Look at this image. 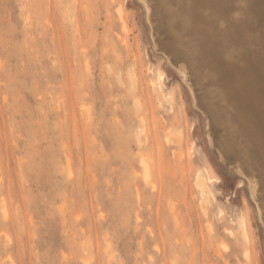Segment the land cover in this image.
I'll use <instances>...</instances> for the list:
<instances>
[{
  "label": "rangeland",
  "instance_id": "1",
  "mask_svg": "<svg viewBox=\"0 0 264 264\" xmlns=\"http://www.w3.org/2000/svg\"><path fill=\"white\" fill-rule=\"evenodd\" d=\"M80 1L0 0V264H151L149 258L156 260L154 264H264L263 234L247 187L238 185L242 177L220 160L216 147L209 145L205 114L192 104L181 74L165 61L161 46L159 51L153 48L142 4L121 0L126 8L125 26L128 24L123 32L115 13L118 0H93L99 2L95 3L98 9L92 0ZM92 6L100 14L92 12ZM104 8L112 18L102 16L106 14ZM83 19L87 22H80ZM86 23L92 29L88 25L84 36V27H80ZM77 29L83 33H78V40ZM117 33L123 34L119 39L129 41L128 50L116 38ZM256 39L263 41L259 35ZM133 54L139 64L133 67L137 84L129 81L132 78L128 75L136 58ZM156 67L164 79L158 82L161 88L153 91L149 80L155 78ZM130 85L139 90L133 92ZM169 90L172 98L167 101L163 95ZM136 104L141 109H136ZM145 108L153 114L149 116ZM148 116L156 118L152 121ZM149 121L157 122L153 124L157 134ZM175 123H181L184 131L186 128L187 140L180 142L184 149L177 148L178 140L167 142L171 143L168 148L164 146V129L176 130ZM138 134L144 138L140 142ZM153 135L161 136L158 141L163 155L167 153L162 160L166 166L156 158L160 144L152 145L149 139H157ZM137 141L144 150L138 149ZM172 143L184 155L182 165L187 161L185 153L193 156L192 167H186L185 173L180 172L176 161L169 160L173 159V151L168 152L175 147ZM146 144L152 145V150ZM176 149L172 150L178 152ZM139 150L155 151L156 157L150 153L153 161L158 159L163 166L158 162L154 165L146 153L155 166L153 183L161 176L154 183L161 197L135 176ZM205 157L216 170L213 174L220 178L213 188L215 199L205 214L201 212L207 217L198 215L201 209L192 186L194 169L202 168ZM160 180L168 190L163 191ZM244 198L250 211L244 210ZM3 205L6 213L2 212ZM169 211H174L173 218ZM241 212L247 213L250 223L248 260L236 229L235 218ZM175 217H181L177 223ZM205 222L211 223V233Z\"/></svg>",
  "mask_w": 264,
  "mask_h": 264
},
{
  "label": "bare ground",
  "instance_id": "2",
  "mask_svg": "<svg viewBox=\"0 0 264 264\" xmlns=\"http://www.w3.org/2000/svg\"><path fill=\"white\" fill-rule=\"evenodd\" d=\"M138 1L142 4V7L144 8L145 23H146L147 28H148L150 39L153 42V45H152L153 48L155 50L159 51L160 50L159 47L161 46L164 49L165 54H166L165 55L166 57H164L165 61L168 64H171L181 74L183 82L188 87V90H189V93L191 96V100H192V104L195 106V108L199 107V109H201L205 114L204 115L205 120H206V122H205V133H206V137H207V141H208L209 145L213 148L216 147L219 151L220 160L222 162L226 163L228 166L232 167L235 170V172L240 177H242L239 180L238 185L242 186V187H244L246 185V187H247V190L249 192V196H250V198H251V200L254 203L255 208H256L257 216H258V219H259V222L261 225V230H262L263 239H264V0H138ZM78 2H79V0H78ZM92 2H93V0H92ZM97 2L98 1L93 2L94 3L93 6L97 5V4H95ZM80 3H82V0L80 1ZM88 3H86V4H88ZM101 4H103V2ZM117 5H118V7H117V9L115 8L116 9L115 13H117L119 21L121 22V27L123 29V32H125L127 30V28H125V27L128 25V24H126V26H125L126 21H124V18L126 17V15H124V14H126V13H124V10L126 8L124 7L125 5H124L123 1H121V0H118ZM93 6H92L91 10L94 9ZM111 6H113V5H111ZM94 7L97 8L98 5L94 6ZM96 8H95V10L98 12L99 10H97L98 8L97 9ZM105 8H104L103 12L105 11ZM87 10H89L91 12V10L89 8ZM107 10H108V8H106V11ZM106 11H105L106 14H102L103 12L101 14H102V16L104 15V17H105V15H107L105 17L107 20L108 19L107 17L110 18L111 15L109 14L110 12L107 13ZM92 12H94V11L92 10ZM94 13H92V15ZM108 14L110 16H108ZM77 17H79V16H77ZM89 17H91V16H89ZM84 18L86 20L87 17H84ZM91 18L94 19V16ZM77 20H79V19L77 18ZM85 20L83 19V21H80V22H82V23L87 22ZM103 20H104V18H103ZM125 20H127V18ZM75 21L73 20V23H76ZM91 21H93V20L88 21V22H90V25H91ZM79 24L80 23L77 22V25H79ZM83 25L84 26H82L80 28L84 27L85 32H83V33H84V36H86L85 35V33H86L85 28L89 25V23L88 24L86 23V26H85V24H83ZM90 25L88 26L89 29L94 25V23H92L91 27H90ZM108 25H107V27H108L107 30L110 28V25L109 26ZM75 26H76V24H74V29H75ZM94 27H95V25H94ZM75 31H74V33H75ZM78 33H79V31L77 29V34ZM81 33H79V34H81ZM91 33H93V32H91ZM79 34L78 35L75 34V37L79 36ZM107 34H108V32H107ZM109 34H111V33L109 32ZM119 35L122 36L123 34L120 33V34H118V36L116 35V38L118 37V39H119L120 38ZM127 35H126V37H127ZM258 35L263 38L262 42H257L256 36H258ZM80 36L78 38H75V39L78 40L80 38ZM111 37H112V35H111ZM119 40H121L120 44L122 46L124 44V47H126L125 49L128 50L127 42L129 43V41H127V39L125 37L121 38ZM107 44H109V43H107ZM112 45H114V44H111V47H112L111 49L116 50L115 48H113ZM127 50H124L125 54L128 52ZM112 52H114V51H112ZM133 55H132V58H134ZM134 56L136 57V55H134ZM117 57H119V56H117ZM133 60H132L133 62H131L132 65L130 64L132 66V69L129 68L130 71H129V73L127 71V73H128V75L130 74L129 76L132 78L131 80L129 78V81H133V83H136L137 79H134V77H135V75H136L135 73L137 71L135 72L134 70L136 68L134 69L133 67L135 64H137V62H136L137 57L134 58ZM138 65L139 64H137V66ZM137 69L139 70V68H137ZM148 69H150V67ZM139 79L140 78H138V81H139ZM161 79H164V77L162 75V71H160L159 67H156L155 78L149 80V86L151 87V89L153 91H157V89L159 90L161 88L160 85L158 84V82ZM134 80H136V82H134ZM130 84H132V82ZM133 86H131V87L133 88ZM133 89H134L133 92H135L137 90V89L135 90V88H133ZM135 93L133 95H135ZM138 95L137 96L135 95V96L138 98ZM163 97L165 100L170 101V99L172 98V91H170V90L167 91L166 93H164ZM136 99H133V100H136ZM136 103H139V101L136 100ZM158 104H161V103L158 102ZM181 104L183 105V102ZM136 106H137V104H136ZM168 106H170V108H171L170 104ZM140 107H141V103H140ZM140 107H138L136 109H141ZM148 107L151 109V107L149 105H148ZM145 109L147 110V108H145ZM83 110H85V109H83ZM167 110H169V109H167ZM147 111L150 113L149 116H151V113H152L151 110L150 111L147 110ZM138 112H142V111L140 110ZM145 114L146 113H144V117H145ZM173 114H174V112H173ZM175 114H177V113H175ZM175 114L173 117H175ZM181 114L182 113H180V115ZM85 115H87V114H85ZM152 117L156 118L155 116H152ZM152 117H151V119L149 117V119L152 120L153 119ZM177 117H178V115H177ZM180 117H182V116H180ZM137 118L140 121V117L138 116ZM186 118H187V116H186ZM152 121H154V119ZM149 122H151V121H149ZM140 123H138L139 124L138 126H140ZM155 123H157V122H153V123L151 122L152 127H153V124H155ZM172 123H174V121ZM181 123H182V121H181ZM181 123H180V126L179 125L177 126L175 123V125L177 126L176 130H174L172 128L173 131H171L170 127H168L169 129L168 128H166V130L164 129V138H162V139H164L166 142L164 145L165 147L168 148V146H170L171 143L168 144L169 142L175 143V141L178 140V144L176 146H178V145L179 146L177 148H179V150H180V148H183L181 141H186L187 136H186V128H185V131L182 130L183 127L181 128V125L183 123L182 124ZM142 125L143 126L145 125L144 120H143ZM138 126H137V128H138ZM159 126H161V125L159 124ZM159 126L157 128H159ZM170 126H172V125H170ZM178 127H180V129ZM184 127H185V125H184ZM153 128H155V127H153ZM141 131H142L141 136L143 137V135H145V137H146L145 139L147 140V136H146L147 134H143V130H141ZM144 131H145V129H144ZM137 133L134 135L135 137H136ZM145 133H146V131H145ZM155 133L157 134V129H156ZM151 134L152 133L149 134V137H152ZM159 135H160V133H159ZM141 136L139 135V138H138L139 142H140V140L144 139V138L142 139ZM153 137H154V135H153ZM155 137L157 138L155 140L153 138L152 139L148 138L149 140L152 141V145H154V143L156 145L159 137H161V136L158 137L155 135ZM160 139H159V141H160ZM159 141H158V143L160 144L161 141L160 142ZM149 143H151V142L148 141V144ZM174 143H172V144H174ZM148 144H146V145L148 146ZM161 144L157 147L155 146L156 149L158 150V151L156 150L158 152L156 154V155H158L157 157L155 156V153H154L155 151H151L153 148V147H151L152 145L150 146L151 152L150 151H149V153L146 152L149 155H150V153L151 154L154 153V156L161 160L160 162H162V160L164 161L165 155L167 156V153L163 155V153H165V152H163ZM166 144H167V146H166ZM136 145H137L138 149H143V147H144V145H143V147L140 148L138 146V145H140V143L136 144ZM146 145H145V147H146ZM141 146H142V144H141ZM174 146H175V144H174ZM176 146L173 148L176 149ZM148 147L145 149V151L148 150ZM150 147H149V149H150ZM173 148L170 149L171 151H168L170 153H172V151H173V153H172L173 159L170 158L169 160L176 161L177 166L180 167V169H181L180 172L185 173V171L192 165V157L193 156H190L189 152L186 151L187 153H185L186 154L185 156L187 157L186 158L187 161H186V163L184 162L185 163L184 165H182L181 163L183 162L182 161L183 159L181 156H184L181 153L182 151L180 152L178 149H176V150H178V152H176V151L172 150ZM185 148H187V147H185ZM165 150H166V148H165ZM167 150H166V152H167ZM141 151L142 150H139V152H141ZM145 151H144V153H145ZM144 153L142 151L140 153V156H139V154H137L139 156L138 157L139 158L138 159L139 170H137V171L134 170L136 172L135 176H138L139 178H141L142 182L145 185L149 186L148 184H150L152 191L155 190L157 192L158 189L157 190L155 189L157 187V185L154 183L157 182L161 176L159 177V175H158L157 181H156L157 178H154L155 181L153 183V180H151V178L153 179V177H154V176H152V171H153V168H155V166H152L153 164L151 165V163L149 162V157L152 156V157H150V159H151V161H153L154 156L153 155L148 156L145 153L146 157L148 156V158H146L144 156L145 155ZM168 157H169V155H168ZM168 157H166V158H168ZM157 160L158 159H156L152 163L158 162L157 164H159V166H160L161 163ZM193 160L196 161L197 159H193ZM202 160H203L202 168L194 169L195 174H194V181H193V185H192L195 188V191L197 194L196 196H198L197 197L198 202H199L198 204H199L200 209L202 210V211L200 210V212L198 214L199 216H200L201 212H203L205 214V212L207 211L206 210L207 205L210 204V202H212L215 199V197H214L215 191L213 190V188L220 181V178H218L215 174H213L216 172V170L213 167V165L211 164V162L208 160V158L205 157ZM165 162H162V164ZM168 162L171 163V161H168ZM156 163H154V165ZM162 164H161V166H162ZM197 164H198V162H197ZM170 165H172L171 167L174 166V164H170ZM170 165H168V166H170ZM164 166H166V165H164ZM186 167H187V169H186ZM166 168H165V170H167ZM175 168L176 167H174L172 170H174ZM154 170H155V172H157L156 171L157 169H154ZM162 171H164V169L161 170V172ZM154 173H153V175H155V177H156V174H154ZM159 174H162V173L159 172ZM180 177H182V176H180ZM161 181L162 180L159 181L161 183L159 185L163 186V189H164L163 191H165V189L168 190L167 189L168 187L165 188L166 187L165 183H164V185H165V187H164V185H162L163 182H161ZM169 183L170 182H168V184ZM158 188H160V187H158ZM178 188H175V189H177V191H178ZM185 188H186V186H185ZM175 189H174V191H175ZM214 189H216V188H214ZM158 191L160 192V189ZM161 191H162V189H161ZM159 192H157V193H159ZM167 192H163V194H166ZM160 193H159V195L161 197ZM140 194H141V192H139V188L137 187V196L140 197ZM169 195H171V193ZM180 196H183V195H180ZM189 196H190V194H189ZM182 198H184V197H182ZM138 199L140 201V198H138ZM172 201L174 202L176 200H172ZM176 203H178V202L176 201L175 204ZM243 203H244V205H243L244 210L250 211V207L248 206V202L245 198L243 199ZM138 204H140V203H138ZM184 206H186V204ZM173 207H174V205H173ZM240 208H241V206H240ZM177 209H178V207H177ZM170 210H172V209H170ZM195 211H196V209H195ZM219 211L221 212V209ZM2 212L6 213V208L4 207V205L2 206ZM220 212H218V213H220ZM169 213H170V211H169ZM172 213H174V211L170 213L171 218H173ZM193 213H194V211H193ZM203 213H201V214L204 215ZM195 215H196V212H195ZM180 216H181V213H180ZM204 216L207 217V214ZM189 217H192V216H189ZM138 218H140V216ZM177 218H179L178 220H180L181 217H177ZM177 218L175 217L173 219V220H175V223L178 222ZM210 219H209V221H210ZM235 219H236V229L238 230L239 234H241V239L243 241V256H245L246 260H248L251 256V251H250V246H249V241H250L251 235H250V230H249L250 223H249V219L247 218V213L241 212L237 216V218H235ZM181 220H183V219H181ZM189 220H190V218H189ZM192 220H193V218L191 219V221ZM195 221H198V219H196ZM210 222H212V221H210ZM210 222H207L208 226L205 222L207 227H209V225H211ZM190 223H192V222H190ZM178 224H179V226L176 225L178 227H181L183 225L180 222ZM197 225L199 226L200 224H197ZM230 227H232V226H230ZM212 229H213V227H212ZM150 230H151L150 233H152L153 230L152 229H150ZM179 230H181V229L179 228ZM179 230L177 229V231H179ZM181 231H183V230H181ZM230 231H231V229L229 230V233H232ZM209 232L211 233L210 227H209ZM152 234H151V236H153V235L155 236V234H153V235ZM233 234L234 233L229 234V235L233 236ZM156 236H157V234H156ZM208 236H211V235L209 234ZM212 237H209V239ZM156 238H155V240H156ZM175 243H171V244H175ZM182 244H183V242H182ZM175 245H176V247L179 246V245L177 246V243ZM169 246H170V244H169ZM81 247H82V245H81ZM171 247H172V245H171ZM82 249H84V248H81V250ZM83 251H85V250H83ZM218 252H219V250H217V253ZM164 253H165V251H163L162 255ZM173 253H176V252H173ZM214 253H216V252L214 251ZM220 253H222V252H219V254ZM160 255H161V253H160ZM154 256L153 257L151 256V257L154 258ZM157 258L160 259L161 257L159 256ZM164 258H165V256H164ZM149 260L153 264L156 261V260L153 261L151 258H149ZM86 264H87V262H86Z\"/></svg>",
  "mask_w": 264,
  "mask_h": 264
}]
</instances>
